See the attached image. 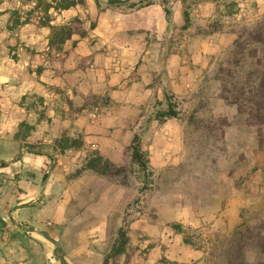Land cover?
Masks as SVG:
<instances>
[{
    "label": "rangeland",
    "instance_id": "374dc122",
    "mask_svg": "<svg viewBox=\"0 0 264 264\" xmlns=\"http://www.w3.org/2000/svg\"><path fill=\"white\" fill-rule=\"evenodd\" d=\"M109 1L127 9L155 0ZM170 1L160 0L169 9ZM181 2V24L170 13L161 36L130 31L143 50L137 58L117 55L126 65L119 67L121 81L148 78L160 95L124 113L119 126L131 137L117 162L87 143L73 122L85 108L83 121L96 123L110 103L106 93L74 102L65 89L45 86L44 94L16 96V81L0 73V251L19 246L29 264H102L122 230L124 252L107 264L264 263L257 246L264 236V122H256L264 118V0ZM49 3L0 0V62L20 63V77L43 68L58 75L55 63L77 61L72 37L48 45L47 23L94 25L78 16L64 20ZM213 31L233 32L231 43L202 49ZM256 31L263 36L258 43L250 40ZM78 59L82 67L93 61ZM168 106L174 116L163 115ZM62 135L81 145L61 150ZM135 135L144 167L131 158ZM179 248L188 254L173 260Z\"/></svg>",
    "mask_w": 264,
    "mask_h": 264
},
{
    "label": "crops",
    "instance_id": "0c3cea01",
    "mask_svg": "<svg viewBox=\"0 0 264 264\" xmlns=\"http://www.w3.org/2000/svg\"><path fill=\"white\" fill-rule=\"evenodd\" d=\"M170 3L172 4L170 7L171 21L174 24H181V0H171ZM100 5L101 8H99ZM200 7L201 11L208 9V5L202 3ZM59 16L64 20L78 16L85 19V23L88 19L94 20V25L91 28L86 27L84 36L78 35V39L74 34L71 36V39L76 41L72 51L80 52L76 57L75 64H70L72 59L69 57L64 63H55L54 68L60 69L58 75L53 73L51 68H43L38 75L31 72L30 76L20 77L19 74L22 73L19 69L20 63L10 60L11 62H0L1 77L8 78L9 81H13L12 83L16 81L17 84L12 90L16 96L18 93L44 94L45 86L65 89L70 92L74 102H81L83 98L87 99L92 94L106 93L110 98V103L104 107L105 114L96 123L88 124L83 121L85 108L73 122L87 143L94 144L98 150L117 162L120 156L118 151H125L131 137L130 132L123 133L119 126L125 116L124 113H136L137 107L152 99L154 95L160 99L159 93L155 94L154 89L149 85L148 78H143V83L134 81L130 85L127 81L120 80L119 67L124 70L126 65L123 58L120 57V61L117 55L134 54L137 58V55L143 50L140 38L129 36L130 31L136 35L149 32L154 33L155 36H161L164 33L167 27L164 6L160 0H155L153 3L143 6L137 4L124 9L112 6L108 0H83V3L61 9ZM209 37L207 43L206 39L201 43L202 49L215 52L219 50L221 44L229 45L231 43L233 32L213 31ZM87 55L93 59L92 63L84 67L77 65L80 60L78 58ZM177 64L179 65V63ZM180 86L181 84L174 80L171 85L172 91L179 93ZM7 92L5 93L7 94ZM46 94L51 99L54 92ZM122 156H124L123 153ZM91 176L93 175H82V178ZM5 243L0 241V246ZM179 252L176 257L172 258L173 260L185 259L188 254V250L185 248H179ZM24 253L19 246L12 253L6 252V250L0 251V264H29Z\"/></svg>",
    "mask_w": 264,
    "mask_h": 264
},
{
    "label": "trees",
    "instance_id": "16d2710c",
    "mask_svg": "<svg viewBox=\"0 0 264 264\" xmlns=\"http://www.w3.org/2000/svg\"><path fill=\"white\" fill-rule=\"evenodd\" d=\"M54 2L56 3L54 4ZM108 2L112 4L111 1L108 0ZM79 3H83V0H51V3L47 5V9L50 7L55 8V9H66V8H69ZM149 3L151 2H147V4ZM134 5L135 3L130 6L133 7ZM164 11L166 14V19L169 22L170 21V9L165 6ZM184 16L186 17L185 13H184ZM47 26L50 28V34L48 37V45L51 47L53 46L57 47L63 44L66 40L70 39L73 34H78L79 36H84L86 34V28L81 24L79 19H74L70 23H66V24L47 23ZM262 37H263L262 34L259 31H256L255 34L250 37V40H253L254 42L258 43L263 40ZM233 45L234 46L237 45V39L234 40ZM263 87H264V72L262 73L259 79V91L260 92L261 90H263ZM261 94H264V93L261 92ZM175 113L176 112L172 111L171 108L169 107L168 111H166L163 115L174 116ZM256 118H257V121H256L257 123L264 122V118H261V117L259 118L256 117ZM21 125H23V123ZM57 142L59 143L61 150H64L66 148H71V147H79L81 145V141L78 138H70L66 135H62ZM129 148L131 150L132 160L136 162L138 165L144 167L145 165L144 159H143L144 155H143L142 149L140 148L139 140L136 135L133 137L132 143L130 144ZM48 156H50V154ZM100 159L101 158L99 157L98 159H95V161H100ZM104 163L108 164L109 162L105 159ZM88 166L89 168H92L98 171L95 168V165H93V163H90V165ZM98 172H102V171H98ZM125 243H126V235L122 230H120L118 232V239H117L116 245L113 246L110 253L105 255V257L103 258L102 264H107L110 257L123 253L125 249ZM257 244H258L257 246L259 250L264 253V236L259 237ZM62 262L63 264H66L64 261ZM157 264H174V263L166 258H162L157 262ZM255 264H264V263L258 262Z\"/></svg>",
    "mask_w": 264,
    "mask_h": 264
}]
</instances>
